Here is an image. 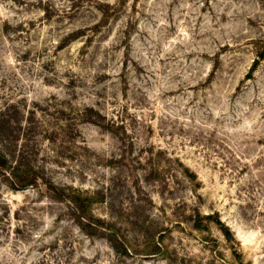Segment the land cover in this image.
I'll return each mask as SVG.
<instances>
[{
    "label": "rangeland",
    "instance_id": "rangeland-1",
    "mask_svg": "<svg viewBox=\"0 0 264 264\" xmlns=\"http://www.w3.org/2000/svg\"><path fill=\"white\" fill-rule=\"evenodd\" d=\"M0 154V264H264V0H0Z\"/></svg>",
    "mask_w": 264,
    "mask_h": 264
},
{
    "label": "trees",
    "instance_id": "trees-1",
    "mask_svg": "<svg viewBox=\"0 0 264 264\" xmlns=\"http://www.w3.org/2000/svg\"><path fill=\"white\" fill-rule=\"evenodd\" d=\"M9 167L8 161L3 156L0 154V169L5 170ZM16 177V176H15ZM37 175L32 174L30 171L28 172H23L22 175L19 177V184H17L18 188H23L27 186H33L36 183Z\"/></svg>",
    "mask_w": 264,
    "mask_h": 264
}]
</instances>
